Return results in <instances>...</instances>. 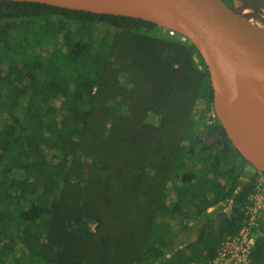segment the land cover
<instances>
[{
    "label": "trees",
    "instance_id": "obj_1",
    "mask_svg": "<svg viewBox=\"0 0 264 264\" xmlns=\"http://www.w3.org/2000/svg\"><path fill=\"white\" fill-rule=\"evenodd\" d=\"M213 98L178 33L0 0V264H209L254 190Z\"/></svg>",
    "mask_w": 264,
    "mask_h": 264
},
{
    "label": "water",
    "instance_id": "obj_2",
    "mask_svg": "<svg viewBox=\"0 0 264 264\" xmlns=\"http://www.w3.org/2000/svg\"><path fill=\"white\" fill-rule=\"evenodd\" d=\"M14 1L142 18L187 38L207 65L222 135L264 171V9L232 0Z\"/></svg>",
    "mask_w": 264,
    "mask_h": 264
},
{
    "label": "built area",
    "instance_id": "obj_3",
    "mask_svg": "<svg viewBox=\"0 0 264 264\" xmlns=\"http://www.w3.org/2000/svg\"><path fill=\"white\" fill-rule=\"evenodd\" d=\"M161 28L171 36L177 35L173 29ZM179 35L181 39H187ZM253 182L254 190L248 195L243 208L245 219L235 234L228 235L220 243L215 257L209 264H253L252 251L257 238L263 234L261 225L264 222V171L256 170Z\"/></svg>",
    "mask_w": 264,
    "mask_h": 264
},
{
    "label": "rangeland",
    "instance_id": "obj_4",
    "mask_svg": "<svg viewBox=\"0 0 264 264\" xmlns=\"http://www.w3.org/2000/svg\"><path fill=\"white\" fill-rule=\"evenodd\" d=\"M236 2H239V3H246V4H249L253 7H256V8H261V9H264V0H235ZM232 204L230 203V205L228 206V208H226V211H228V209L232 206ZM213 209V208H212ZM210 209V210H212ZM195 235L196 234H191L190 236V240H193L195 238Z\"/></svg>",
    "mask_w": 264,
    "mask_h": 264
},
{
    "label": "flooded vegetation",
    "instance_id": "obj_5",
    "mask_svg": "<svg viewBox=\"0 0 264 264\" xmlns=\"http://www.w3.org/2000/svg\"><path fill=\"white\" fill-rule=\"evenodd\" d=\"M235 1V0H232ZM245 168L248 172H250L251 174L255 175L254 173L256 172L255 169H253L250 165L247 164V162L245 163Z\"/></svg>",
    "mask_w": 264,
    "mask_h": 264
}]
</instances>
